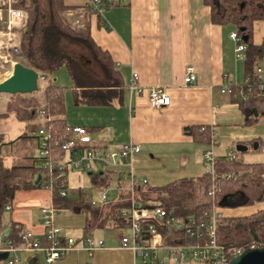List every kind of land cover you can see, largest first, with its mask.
<instances>
[{"label": "crops", "instance_id": "0c3cea01", "mask_svg": "<svg viewBox=\"0 0 264 264\" xmlns=\"http://www.w3.org/2000/svg\"><path fill=\"white\" fill-rule=\"evenodd\" d=\"M115 1L116 4L101 16L90 14L88 20L94 41L109 53L115 69L122 77L125 87L123 102L109 106L74 105L68 91L65 96L67 123L73 127L88 128L94 146L117 149L128 142L138 144L140 151L133 156L132 167L136 174L147 179L146 184L150 186L183 177H199L205 173L202 155L207 146L185 134L184 126L210 125L217 134L218 142L214 148L217 158L231 150L230 146L234 150L245 146L246 150L241 153L249 149L257 150L263 144L264 116L252 124L245 123V117L230 93H221L223 88L241 84L244 80V61L235 58V44L230 38V33L236 30L235 26L211 23L209 8L202 0ZM64 2L83 6L87 0ZM73 11L83 13L79 9ZM252 39L254 44L262 43L264 21L254 23ZM82 59L83 63L92 67L89 57L84 56ZM187 65L195 69L198 78L195 84L183 83ZM258 65L264 69V58ZM133 72L138 74L140 85L165 88L170 104L153 108L146 95L131 94L127 84ZM56 76V82L71 86L65 67L52 73L51 79L54 81ZM32 145V154L25 156L38 155V146L36 143ZM125 167L121 166L120 169ZM93 171L104 172L95 167L92 171L75 174L74 184L71 183L73 172H69L67 186L70 191L75 194L79 189H87L83 187L82 176L86 174L89 177ZM116 172L105 171V177L106 174L110 175L109 179L106 177L110 184L118 179ZM96 190H88L90 198L97 197ZM119 195V191H110L109 200ZM9 206L10 209L3 211L1 228L9 231V225L15 223L21 233L29 230L41 237L44 232L41 209L53 207L49 189L18 190ZM246 207L251 211L243 214L233 213L240 207L215 209L226 217L248 215L264 208V202ZM57 215L54 224L62 229L65 236L75 240L84 237L85 216L81 223L79 216L69 215L65 219H58ZM66 226H77L81 232L74 236ZM107 228L89 233L103 241V249L94 251L92 256L82 250H73L54 264H134L133 253L120 247V237L125 234ZM18 264L46 263L42 252H25L21 253Z\"/></svg>", "mask_w": 264, "mask_h": 264}, {"label": "trees", "instance_id": "16d2710c", "mask_svg": "<svg viewBox=\"0 0 264 264\" xmlns=\"http://www.w3.org/2000/svg\"><path fill=\"white\" fill-rule=\"evenodd\" d=\"M209 8L211 23L231 24L236 28L240 42L245 44L244 80L238 85H229L230 95L244 115L245 123L252 124L264 116V93L257 89L260 77L256 73L264 58V40L254 44L253 26L264 21V0H202ZM16 7L27 11L26 24L19 31V52L13 59L38 72V87L28 94L8 95L5 110L0 118L12 114L24 123V131L16 138L22 142L36 143L45 140V156H25L22 163L0 166V228L4 207L18 190L35 188L49 189L53 208L59 212L67 210L85 216L84 236L99 228H125L116 212L129 204V194L121 193L116 199L95 206L91 204L88 190L79 189L75 194L61 195L67 190V173L59 165L64 159V144L72 137L73 126L65 119V96L70 92L74 105L109 106L123 102V80L115 69L109 53L93 39L90 32L87 6H72L64 0H18ZM82 10L84 18L79 26L65 16L68 10ZM99 17V16H98ZM3 26L0 25V29ZM64 44L84 49L90 61L98 67L99 77L84 67L82 56L64 48ZM65 67L71 86L54 84L51 74ZM43 112L41 114L40 112ZM43 129L47 137L34 135ZM183 132L197 143L208 145L212 127L210 125H187ZM15 141V140H13ZM11 141V142H13ZM251 141L249 142V144ZM7 142H0V147ZM253 144V143H252ZM264 162L246 163L241 159L227 160L219 157L213 174L199 177H183L168 183L136 188V199L149 207H162L184 219L195 216L201 219L217 207H246L264 202ZM94 188L102 189L110 184L105 172H91L89 176ZM64 184V188H62ZM198 200V201H197ZM216 238L226 248L264 246V208L248 215L221 216L216 219ZM10 238L20 242V227L9 225ZM192 242V239L183 237ZM41 244H45L41 238Z\"/></svg>", "mask_w": 264, "mask_h": 264}, {"label": "built area", "instance_id": "2783aa9c", "mask_svg": "<svg viewBox=\"0 0 264 264\" xmlns=\"http://www.w3.org/2000/svg\"><path fill=\"white\" fill-rule=\"evenodd\" d=\"M18 0H0V21L4 27L0 29V73L11 68L13 55L19 52V31L26 24L27 11L16 7ZM115 0H87V6L94 15L101 16L109 7L114 6ZM65 16L72 25L79 26L84 18L83 13H74L68 10ZM233 40L234 55L237 60H244L246 46L240 42L236 31L230 33ZM2 69V70H1ZM256 73L260 77L257 89L264 93V69L257 66ZM39 75V74H38ZM43 77L38 76V79ZM197 74L191 65H187L184 71V85H192L197 82ZM128 91L133 95H146L148 102L153 108L166 107L170 104V97L161 86L144 87L138 83V74H131ZM230 93L229 88H223L221 93ZM1 95V93H0ZM43 114V112H40ZM34 135L47 137L43 129L37 130ZM91 133L84 126H74L72 137L64 144L65 156L59 167L61 174L78 169L81 173L92 171L93 168H101L102 171H114L117 180L108 187L100 189L97 197H91V204L98 206L109 201L110 191L126 192L129 194V204L118 208L116 216L126 225L129 234L120 237V247L129 249L133 253L134 264H229L230 260L240 254L239 247L226 248L218 243L216 238V219L221 215L214 209L210 214L204 213L203 218L198 219L190 216L186 219L178 217L172 211L162 207H149L146 203L136 199V188L145 185L147 179L134 172L132 158L139 153L138 144L128 142L117 149H109L103 146L91 144ZM217 134L212 131L210 141L203 152V164L205 173L213 174L214 164L217 160L215 146ZM46 142L41 140L38 155L45 156ZM238 150H228L223 156L227 160L239 158ZM126 166V169H120ZM264 175V171H263ZM64 188V184L61 185ZM71 191L62 190L61 195H68ZM4 209H10L9 203ZM59 211L55 208H42V224L44 232L41 237L36 236L29 230L20 234V242L15 244L10 238L9 231L0 228V255L1 264H18L21 253L42 252L46 264L54 262L73 250H82L88 256L94 251L104 248L101 239L86 235L80 240L67 237L62 229L55 226L54 218ZM124 228V229H125ZM182 236L192 239V242L183 240ZM41 238L45 244H41Z\"/></svg>", "mask_w": 264, "mask_h": 264}, {"label": "rangeland", "instance_id": "374dc122", "mask_svg": "<svg viewBox=\"0 0 264 264\" xmlns=\"http://www.w3.org/2000/svg\"><path fill=\"white\" fill-rule=\"evenodd\" d=\"M0 25H1V22H0ZM64 48L67 50H71L80 56L88 57L87 52L78 46L64 44ZM83 65L87 69H89V71L93 74V76H95V77L100 76V71H99L98 67L95 66L93 63H92V67L86 63H83ZM10 69H8V70H10ZM8 70L1 71L0 80L1 79L4 80L8 76H10V71H8ZM57 71H55V72H57ZM5 72H7V73H5ZM54 78L57 79V80L55 79L54 81L52 80L54 82V84L67 86L66 84L56 82V81H58L57 76ZM7 97H8V94L1 93V95H0V112H4V110H5ZM23 131H24V123L21 121H18L12 114L4 115L0 118V142H7L6 145H3L2 147H0V166H12V165L20 164L23 162L25 155H29L30 153L32 154L31 149H30V147L33 146L32 144L28 145L27 142H22V141L16 140V138ZM13 140H15V141H13ZM11 141H13V142H11ZM230 147H231V149H235V148H232V146H230ZM36 152H37V149H35V153ZM238 159H241L243 162H246V163L264 162V139H263V144L257 150L249 149V151H247V152L240 153V156ZM72 172H73V177L71 178V183H73L75 181V180H73V179H75V174L81 173V171L78 169H73ZM82 177H83V185H84L83 187L87 188L85 190L92 189L93 191H95L96 189L91 185L90 178L87 177L86 174H84ZM106 177L109 179L110 175L106 174ZM74 183H76V181ZM97 190H98V192H97V194H98L99 189H97ZM221 208H224V207H221ZM249 211H251V209L249 207L244 206V207L237 208L235 210V212H233V213L243 214V213H247ZM69 215L70 216H73V215L79 216V218L81 220L80 222L83 223L84 215L81 213L79 214V213H72L69 211L68 212L62 211V212H59V214L57 216H58V219H65ZM66 227L71 230V234H73L74 236H77L81 232V228H79L77 226H66ZM106 230H111L112 232H117L118 234H123V233L129 234V230H127L126 228L125 229L124 228H121V229H118V228H110L109 229V228H107Z\"/></svg>", "mask_w": 264, "mask_h": 264}, {"label": "water", "instance_id": "95a60500", "mask_svg": "<svg viewBox=\"0 0 264 264\" xmlns=\"http://www.w3.org/2000/svg\"><path fill=\"white\" fill-rule=\"evenodd\" d=\"M38 76V72L16 61L10 76L0 81V93L8 95L31 93L38 87ZM245 150V146L238 148L239 152ZM1 258H4V255H0ZM229 264H264V246L242 250Z\"/></svg>", "mask_w": 264, "mask_h": 264}, {"label": "bare ground", "instance_id": "6f19581e", "mask_svg": "<svg viewBox=\"0 0 264 264\" xmlns=\"http://www.w3.org/2000/svg\"><path fill=\"white\" fill-rule=\"evenodd\" d=\"M15 63H16V62L13 61V62H12V65H11V69L8 70V71H10V74H11V72H12V68H13V66H14ZM8 71H7V72H8ZM7 72H5V73H7ZM0 77H1V75H0ZM1 80H3V79H1ZM1 80H0V81H1Z\"/></svg>", "mask_w": 264, "mask_h": 264}]
</instances>
